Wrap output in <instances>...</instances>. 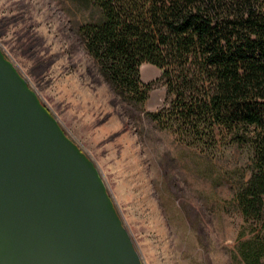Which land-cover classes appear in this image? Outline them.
Returning a JSON list of instances; mask_svg holds the SVG:
<instances>
[{
    "label": "rangeland",
    "instance_id": "1",
    "mask_svg": "<svg viewBox=\"0 0 264 264\" xmlns=\"http://www.w3.org/2000/svg\"><path fill=\"white\" fill-rule=\"evenodd\" d=\"M80 11L71 0H0V46L97 164L144 264H241L256 222L239 208L250 148L226 135L190 144L168 119L174 95L155 66L141 69L145 102L111 88L73 30Z\"/></svg>",
    "mask_w": 264,
    "mask_h": 264
},
{
    "label": "trees",
    "instance_id": "2",
    "mask_svg": "<svg viewBox=\"0 0 264 264\" xmlns=\"http://www.w3.org/2000/svg\"><path fill=\"white\" fill-rule=\"evenodd\" d=\"M71 1L81 9L73 30L111 88L145 102L141 69L151 64L174 95L168 119L190 144L211 148L226 135L250 148L239 208L256 222L238 258L264 264V0Z\"/></svg>",
    "mask_w": 264,
    "mask_h": 264
},
{
    "label": "water",
    "instance_id": "3",
    "mask_svg": "<svg viewBox=\"0 0 264 264\" xmlns=\"http://www.w3.org/2000/svg\"><path fill=\"white\" fill-rule=\"evenodd\" d=\"M0 264H144L97 164L1 46Z\"/></svg>",
    "mask_w": 264,
    "mask_h": 264
}]
</instances>
